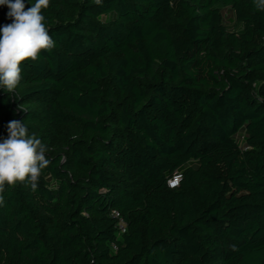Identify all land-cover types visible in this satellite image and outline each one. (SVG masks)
Here are the masks:
<instances>
[{
	"label": "trees",
	"instance_id": "trees-1",
	"mask_svg": "<svg viewBox=\"0 0 264 264\" xmlns=\"http://www.w3.org/2000/svg\"><path fill=\"white\" fill-rule=\"evenodd\" d=\"M41 14L54 47L0 88V142L24 122L51 163L36 191L0 193V264H264L255 0H49Z\"/></svg>",
	"mask_w": 264,
	"mask_h": 264
},
{
	"label": "clouds",
	"instance_id": "clouds-1",
	"mask_svg": "<svg viewBox=\"0 0 264 264\" xmlns=\"http://www.w3.org/2000/svg\"><path fill=\"white\" fill-rule=\"evenodd\" d=\"M95 3L100 5L102 0ZM0 5L8 7L7 16L13 19L0 28V88L13 93L21 81V63L36 61L41 50L54 47L41 14L42 8H48L49 0H36L27 11L24 0H0ZM255 7L264 11V0H255ZM7 129V138L0 142V193L5 191V184L25 181L36 191L42 169L51 163L45 155L48 148L35 133L29 132L24 122L10 121Z\"/></svg>",
	"mask_w": 264,
	"mask_h": 264
},
{
	"label": "rangeland",
	"instance_id": "rangeland-1",
	"mask_svg": "<svg viewBox=\"0 0 264 264\" xmlns=\"http://www.w3.org/2000/svg\"><path fill=\"white\" fill-rule=\"evenodd\" d=\"M224 10H225V19L228 27L231 30H239L242 24L235 20L233 13L230 10H228L227 7L224 8Z\"/></svg>",
	"mask_w": 264,
	"mask_h": 264
},
{
	"label": "built area",
	"instance_id": "built-area-1",
	"mask_svg": "<svg viewBox=\"0 0 264 264\" xmlns=\"http://www.w3.org/2000/svg\"><path fill=\"white\" fill-rule=\"evenodd\" d=\"M178 179H179V174L174 175L171 179L168 180V185L170 187L177 185ZM112 214L119 218L118 228H119L120 232H123L125 229V224H124L123 220L119 217L118 212L114 211Z\"/></svg>",
	"mask_w": 264,
	"mask_h": 264
}]
</instances>
